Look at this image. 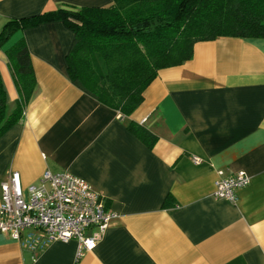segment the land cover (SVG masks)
Instances as JSON below:
<instances>
[{
	"label": "crops",
	"instance_id": "1",
	"mask_svg": "<svg viewBox=\"0 0 264 264\" xmlns=\"http://www.w3.org/2000/svg\"><path fill=\"white\" fill-rule=\"evenodd\" d=\"M112 3L0 0V31L10 18L63 4ZM21 38L37 87L22 119L0 136V182L11 171L24 186L45 170L70 172L117 216L80 256L74 239L32 252L0 232V264H264V38L196 42L189 60L159 70L129 116L71 82L74 33L60 20L17 30L0 46L8 112L18 92L6 51ZM129 120L156 134L152 148ZM218 170L250 176L234 202L212 195Z\"/></svg>",
	"mask_w": 264,
	"mask_h": 264
},
{
	"label": "trees",
	"instance_id": "2",
	"mask_svg": "<svg viewBox=\"0 0 264 264\" xmlns=\"http://www.w3.org/2000/svg\"><path fill=\"white\" fill-rule=\"evenodd\" d=\"M60 20L73 33L67 54L71 82L122 115L143 100L160 69L189 60L198 41L218 37L264 38V0H113L109 6L63 4L54 10L10 18L0 46L17 30ZM18 98L8 112L0 79V136L18 123L37 81L24 38L7 51ZM127 129L148 148L156 134L129 120Z\"/></svg>",
	"mask_w": 264,
	"mask_h": 264
},
{
	"label": "built area",
	"instance_id": "3",
	"mask_svg": "<svg viewBox=\"0 0 264 264\" xmlns=\"http://www.w3.org/2000/svg\"><path fill=\"white\" fill-rule=\"evenodd\" d=\"M217 173L212 194L217 199L234 202L235 190L250 182L243 170ZM116 216L97 190L70 172L45 170L38 183L24 186L19 173L11 171L0 182V232L32 252L54 240L74 239L80 256L95 246Z\"/></svg>",
	"mask_w": 264,
	"mask_h": 264
}]
</instances>
